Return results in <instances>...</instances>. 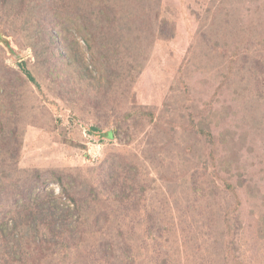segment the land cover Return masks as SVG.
I'll use <instances>...</instances> for the list:
<instances>
[{
    "label": "rangeland",
    "instance_id": "374dc122",
    "mask_svg": "<svg viewBox=\"0 0 264 264\" xmlns=\"http://www.w3.org/2000/svg\"><path fill=\"white\" fill-rule=\"evenodd\" d=\"M54 1L62 7L57 16L45 3L25 0L24 7L8 0L1 8L0 1V38L7 42L0 43V95L11 97L9 104L30 102L23 111L1 106L0 145L15 126L20 177L50 169L85 176L107 154L125 151L136 162L139 212L124 221L119 204L107 202L103 217L84 226L98 238L86 242L91 250L105 244L113 264H126L129 230L140 253L136 264H149L148 258L156 264H264V0H132L134 23L124 16L134 30L132 55L123 54L108 27L91 36L93 5L80 16L87 0ZM23 8L27 17L13 12ZM45 15L62 30L49 27L47 39L58 46L40 40L36 51L66 60L76 82L82 64L89 73L60 90L42 65V75L30 70L34 82L18 92L24 79L18 65H35L30 44L41 37L37 20ZM127 67L124 88L119 73ZM108 79L117 82L113 90ZM79 89L85 98L76 95ZM134 102L155 112V125L135 123L134 114L124 119ZM90 128L102 133L93 137ZM208 129L217 142L202 137ZM51 182L34 192L52 190L53 202H67ZM147 250L152 257L144 258Z\"/></svg>",
    "mask_w": 264,
    "mask_h": 264
},
{
    "label": "trees",
    "instance_id": "16d2710c",
    "mask_svg": "<svg viewBox=\"0 0 264 264\" xmlns=\"http://www.w3.org/2000/svg\"><path fill=\"white\" fill-rule=\"evenodd\" d=\"M0 1L3 4L1 8H4L8 0ZM31 1L36 2L38 5L45 3L46 7L53 10V12L50 13L53 16L61 14L60 9L62 7L56 5L57 2L54 0ZM72 1L80 2L81 0ZM88 2L93 5L92 18L95 24L91 36L95 37L96 33L100 34L99 29L104 30L108 27V33H113L114 37L121 43L120 46L123 50V54L132 55L130 45L133 44L130 37H132L134 30L129 29L124 16L128 15L131 22L134 23L135 15L133 11H130L134 1L87 0L86 7H81L80 16L82 17H85V13H88L86 10L89 6ZM49 3H52L53 6ZM19 4L24 6L26 2L25 0H20ZM16 11L27 17V11L24 8L19 11L16 9L13 10V12ZM17 13H15V16H17ZM30 13H33V11H30ZM42 13H44L43 10H38L39 15H42ZM76 13H79V11H76ZM1 15L3 14L0 13V16ZM46 17L47 15L37 20L38 22L36 21L40 29L41 37L35 38L36 44H30L31 49L34 51L33 57L35 59V65H33L31 69L26 67V62H22L18 65L21 74L24 75V79L19 81L18 92L25 91V82L26 85L27 81L34 82L35 76H33L31 71L42 75L40 68L42 65L44 66L46 76L53 79V81L51 80V84L60 90L68 89L67 83L69 79L70 82L68 84L70 87L76 83L81 84L84 80L80 75L82 73H89L87 67L82 64L80 67V71L82 72H76V82L71 77V70H67V67L73 68L74 71L76 70L73 66H68L66 60L63 59L61 61L49 52L45 55L39 52L40 50L36 51L40 40L49 42V45H52V49L58 46V43L52 39L53 37H51L53 40L51 41V39H47V36L49 27L62 30L60 28L61 26L55 27L50 22L44 21ZM74 29L79 30L76 27ZM123 31H127L129 34L127 33V35H125ZM61 35L64 38V33ZM3 41L4 38L2 37V40L0 38V43L7 44L6 41ZM44 45L46 49H49L47 43H44ZM130 69V67H127L126 72H123L125 73L124 75L123 73H119V86L123 85L124 88H127L128 83H126L127 80H125L126 77L124 78V76L128 74L127 71ZM65 71L69 73L64 74ZM89 77L85 78L86 83L92 80ZM116 83L117 82L108 79L107 88L113 90ZM86 86L87 84H85L84 87ZM79 91L80 92H74L80 99L87 96V94H83V89H79ZM57 92H59V90H57ZM30 93L32 97L35 95L34 92ZM20 95L23 96V94ZM12 97L15 98V95ZM18 97L20 96L18 95ZM10 100L11 97L5 96L4 93L0 95V118L5 115L1 109L2 104H4V102L9 104V102H11ZM26 103L30 102H13L9 105H11L12 108L14 105L20 106L19 109L23 111ZM32 110L38 111V108L36 106H31L30 111ZM130 110H132V112L123 116L124 119L134 114V120L137 124H142L143 121L151 125L156 124V122H154V111L145 110L136 102H134ZM3 124L4 123L0 120V127H2ZM133 127L136 128L135 125H133ZM8 128L10 127L8 126ZM107 132L110 134V141L114 140L115 132L112 130ZM88 133L95 137V134L102 132L90 128ZM202 137L208 140L209 143H213V141L217 142L214 136H211L209 129ZM20 146V135L18 129L14 126L12 127V134L6 138L5 143L0 145V167L2 168L0 171V264H49L55 257H59V259L56 260L54 264H59L64 260H67L68 264H113L112 256L110 252L106 250L105 244L99 245L97 250H91L87 246L86 242H88V240L91 239L96 242L98 238L95 237V234L92 236L89 229H84V226L90 221L91 224H95L98 221V217L100 218L101 216L102 218L105 214L103 213L105 209L103 208L104 205L111 201L119 204V214L126 215L134 211V215H137V212H139V203L137 200L139 198L137 197L138 190L135 186L134 179L137 173L133 172V168L136 167V162L129 161L125 151L119 152V150H117L118 152L107 154L97 166L86 169L88 174L85 176L82 175L84 172L83 170H80L77 174H72L64 169H50L44 172L27 170L25 171L26 174L20 177L21 172L18 171L17 166L20 158ZM29 173H31L32 177L28 176ZM140 177H142V175ZM51 181L60 185L62 189L61 195L66 198L67 202H53L52 190L49 192H34L36 186H43L46 188L52 183ZM96 185L99 189L94 188ZM138 187L141 186L139 185ZM227 187L229 186L227 185ZM29 195H32V199L29 198ZM107 209H109V207ZM122 218L126 220L127 215ZM174 230L176 229H172L173 232ZM100 231L102 230H98L97 233ZM127 231L125 232H127L128 235L123 239L125 253L129 254V259L125 262L126 264H136L140 259V253L136 252L135 249L138 246L131 241L132 238L129 236L131 231ZM116 237H119V234H117ZM88 248L91 251L88 252ZM148 255L152 257L153 253L151 250L146 251L144 258ZM147 262L149 264H156L149 258ZM161 264H166V261H161Z\"/></svg>",
    "mask_w": 264,
    "mask_h": 264
}]
</instances>
